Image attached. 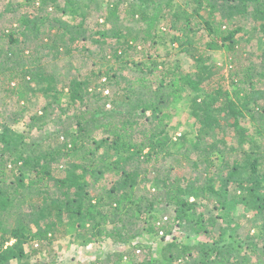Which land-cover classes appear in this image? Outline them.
I'll use <instances>...</instances> for the list:
<instances>
[{"label":"trees","instance_id":"1","mask_svg":"<svg viewBox=\"0 0 264 264\" xmlns=\"http://www.w3.org/2000/svg\"><path fill=\"white\" fill-rule=\"evenodd\" d=\"M174 1L116 0L101 17L105 21L104 30L86 36L84 27L90 12L81 11L72 0L68 1L75 7L71 15L80 19L74 26L52 17L50 11L59 8L56 0H26L24 6L33 11L21 15L17 32L4 33L11 46L7 51L0 46V74L8 75V90L18 95L20 101H27V94L37 92L55 97L66 94L70 106L79 108V114L72 124L66 125L61 120V128L35 147L25 135H18L0 123V264L26 258L25 247L37 240L40 245L42 242L51 245L58 236L65 237L69 230L79 227L91 243L109 239L127 245L141 234L134 230L138 221L152 220V211L162 202L174 206L175 224H186L187 230L203 239L198 244L168 243L158 264H174L193 256L196 264H264V152L254 147L248 150L237 147L249 143L248 129L242 122L247 118L256 120V115L264 118V108L256 101L257 96L264 97V91L258 89L264 84V68L259 67L257 73L255 67L236 71L231 82L236 89L232 93L225 86L219 68L207 65L210 56L206 52L199 54L198 48H194V35L201 24L213 37L207 49L218 50L220 44L214 41V36L223 24L244 18L250 10L263 21L260 30L264 32V0H195L197 9L193 13L175 8ZM202 12L208 17L204 18ZM123 14L138 19L142 28L120 25ZM169 17L175 23L171 29L180 33L176 42L197 65H202L194 73H185L181 68L166 69L157 62L149 65L134 61L132 72L136 75L131 77L119 78L117 71L122 70L119 65L107 67L105 73H90L84 79L80 76L60 79L51 70V61L72 56L80 40L91 39L93 44L101 45L107 44L109 38L120 44L113 57L129 68L128 52L154 42L160 22ZM194 17L200 19V25H190ZM238 31L243 29L237 28ZM234 35L231 32L226 37L219 33L217 37L221 36L222 42L229 40L235 50L238 43ZM41 49L47 50L50 60L41 57ZM103 76L104 86L114 85L116 90L111 98L103 96L105 101L99 105L102 95L97 94L99 85L94 80ZM247 84L251 92L244 89ZM187 92L193 94L191 112L197 143L215 138L205 145L203 162L209 164L202 174L205 185L193 176H173L177 168L172 165V172L165 176L160 175L159 169L153 170L156 177L152 188L158 194L151 201L140 199L137 189L146 179H141L148 173L146 166L172 154L167 130L173 118L170 111L173 103ZM92 102L98 106L96 109L83 110ZM227 127L237 146L228 148ZM255 130L264 139V119L258 121ZM214 154L222 156L224 171L211 170L215 168L210 160ZM105 155L111 163H107ZM109 174L113 175L112 185L101 186L98 195L91 194L89 189ZM208 201H215L219 207L230 206L233 201L240 206L241 215L229 212L225 216H207L201 209ZM15 210L13 226H6V216ZM253 230L256 235L252 237ZM148 233L158 236L162 233V239L166 240L172 230L150 225ZM260 241L262 251L258 250ZM256 255L259 259L252 262L251 257ZM126 256L127 253L118 254L116 261L122 262Z\"/></svg>","mask_w":264,"mask_h":264},{"label":"rangeland","instance_id":"2","mask_svg":"<svg viewBox=\"0 0 264 264\" xmlns=\"http://www.w3.org/2000/svg\"><path fill=\"white\" fill-rule=\"evenodd\" d=\"M69 0H56V5L59 6L57 11L51 13L52 17L58 22H63L69 26L78 25L80 19L76 16H72L71 12L74 11L76 5L81 11H89L90 17L87 20L85 35L89 36L91 33L104 30L105 21L102 20V16L108 9L109 4L115 3L116 0H72L73 4L68 3ZM26 0H0V46L3 47L5 51L11 46L8 38H4V33L17 32L19 29V18L21 15L32 12V8L25 7ZM175 8L181 11H188L193 13L197 9L195 0H175ZM90 8V10H89ZM124 9V8H123ZM204 18H207V13L202 12ZM254 13L250 12L244 16V18L237 20L233 23H229L227 20L219 32L228 37L229 33H235L234 38L238 43L235 50L231 49V42H222L221 36L217 37L215 35L214 41L220 44V49L218 50H208L207 44H209L213 37L209 36V31L207 27L201 24L198 17H194L191 26L200 25V29L194 34L195 47L198 48L199 54L207 53L210 56V61L207 65L217 66L219 68L220 75L225 77L224 84L234 93L236 87L233 86L232 76L236 71L241 72L243 69L250 67H255L254 71L257 73L259 67L264 68V32L260 30V25L263 21L259 18L254 17ZM122 20L119 22L123 27L132 28L139 30L142 25L138 22V19H133L125 14L122 15ZM174 21L171 17L167 20H162L158 26L157 36L153 41H149L147 44H143L137 47L135 51H129L126 58L130 66H124L123 62L117 61L113 57V51L120 47L119 42L111 38L107 39V44H93L91 39L86 41H79L75 44L74 49H76L72 56H64L62 60L51 61V70L55 71L60 79H69L73 77L80 76L81 78H86L90 73H99L102 71L106 72V68L110 66L119 65L122 70H118L119 78L126 76L131 77L136 75L132 72L133 62L139 63L144 62L151 64L157 62L162 67L166 69H176L181 68L185 73H194L201 68L202 65H197L194 58L190 54L184 53L181 46L176 42V39L180 35L177 30L171 29L174 25ZM182 24L179 25L181 27ZM111 27V25H109ZM214 27L219 28L220 26L215 25ZM240 28L243 31L236 32V29ZM222 32V33H221ZM217 37V38H216ZM35 43V42H33ZM32 44V43H30ZM16 48V46H12ZM34 47V45H33ZM77 47V48H76ZM79 48V49H78ZM32 47L29 48L26 56L29 55ZM40 55L43 59L50 60L51 55L47 56V50L41 49ZM106 55V58H102ZM204 55V54H203ZM263 58L262 60L260 58ZM236 63L234 64V62ZM233 63V64H232ZM131 67V68H130ZM125 68V70H124ZM79 69V71H78ZM8 75L0 74V123L3 125H8L14 133L18 135H25L28 139V143L34 147L37 144L42 143L47 136L56 133L60 126V121H66V125L73 123L75 116L79 114V108H74L70 106V100L66 94L57 95H44L37 92L35 95L27 94V101H20L18 95H14L8 90ZM94 80L99 88L97 94H101L102 99H100V104L102 105L105 101L103 96L111 98L115 92L114 85L104 86L105 78L104 76L101 80ZM244 89L251 92L250 86L244 85ZM258 89L264 91V84L259 85ZM205 96V92H203ZM193 97L192 93H185L182 98L176 100L171 108V113L173 118L168 123V134L171 138L170 152L172 153L169 157L161 158L158 163L154 161L147 165L148 173L141 177V184L137 189V195L140 199H147L151 201L158 194L153 190V181L156 177V169H159L160 175H168L172 172L170 169L172 165L177 168L176 172L172 175L179 176H193L199 183L205 185V178L202 174L205 170L209 169L208 165L203 162V157L206 154L205 145L207 143L213 142L215 140L214 136L208 138L205 142L197 143L195 119L191 112V99ZM258 105L264 108V97H256ZM91 106L84 107L83 110H93L98 106L93 104ZM106 109H110L107 106ZM38 117H42L40 120ZM256 120L247 118L242 120V125L248 129L247 140L249 143L237 146V140L229 137V127L226 128V140L228 143V148L232 146L243 147L248 150L254 147L256 150H261L264 152V139L256 134V124L264 118L255 116ZM146 121H143L145 124ZM75 127H73L74 129ZM102 137V135H100ZM185 137V139H183ZM238 148V150H239ZM241 149V148H240ZM236 156V155H232ZM106 157V155H105ZM233 157V158H234ZM107 159V157H106ZM211 163L215 166L211 168L212 171L218 168L224 171L222 166V156L214 154L210 157ZM107 163H111L112 160L107 159ZM145 167V168H146ZM154 170V172H153ZM158 170V171H159ZM112 174L107 175L100 184L92 186L89 190L91 194L98 195L100 193V187H110ZM232 199V195L229 196ZM211 199H214L212 197ZM217 206V207H216ZM216 207V208H215ZM28 210V207H25ZM17 211H20L18 208ZM11 213V215L6 216L5 224L6 226L12 227L14 219L16 218V213ZM207 216L222 215L233 213L238 216L241 215V209L239 205H236L233 201L230 206L219 207L215 204V201H208L207 206L202 208ZM151 214V213H150ZM175 218V208L170 203H159L157 204L155 210L152 211V220L149 222L138 221V226L134 228L135 233H141L135 241L124 245L123 243L117 244L113 240H102L100 242H89L88 236L85 237L84 230L82 227L78 229L69 230L65 237L58 236V239L49 245L46 242L40 243L36 242L29 244L25 247L27 257L19 260L13 261L9 264H141L143 261H151V264H158V259H160V254L164 246L168 243H185L194 244L202 240L203 238L197 236L192 231L187 230L186 224L177 225L173 222ZM152 225L155 229H160L163 226H167L172 230V235L166 240L162 239V233L158 235H153L148 233V227ZM256 235V231L253 230L251 236ZM10 243L9 245H11ZM138 246L137 249L134 247ZM140 246V247H139ZM259 251L263 250V243L260 241L258 248ZM36 251H39L36 253ZM121 253H127L128 256L124 258L122 262H117V255ZM195 253V252H193ZM249 255V253H248ZM259 259L258 255L252 256L251 261L257 262ZM174 264H196L194 256L187 259L181 260Z\"/></svg>","mask_w":264,"mask_h":264}]
</instances>
